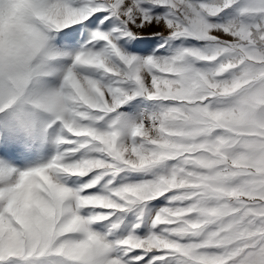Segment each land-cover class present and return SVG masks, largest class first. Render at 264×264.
Returning a JSON list of instances; mask_svg holds the SVG:
<instances>
[{
    "label": "snow or ice",
    "instance_id": "6c2138e0",
    "mask_svg": "<svg viewBox=\"0 0 264 264\" xmlns=\"http://www.w3.org/2000/svg\"><path fill=\"white\" fill-rule=\"evenodd\" d=\"M0 264H264V0H0Z\"/></svg>",
    "mask_w": 264,
    "mask_h": 264
}]
</instances>
